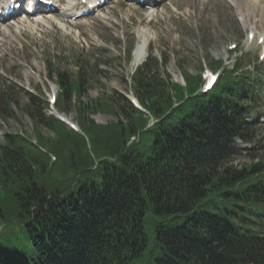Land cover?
Returning <instances> with one entry per match:
<instances>
[{
	"label": "trees",
	"instance_id": "16d2710c",
	"mask_svg": "<svg viewBox=\"0 0 264 264\" xmlns=\"http://www.w3.org/2000/svg\"><path fill=\"white\" fill-rule=\"evenodd\" d=\"M152 53L128 84L145 111L108 90L94 60L76 57L70 71L45 59L56 110L74 111L82 133L46 115L38 88L0 81V121L20 112L33 125L32 137L21 130L0 141V264H264V161L234 164L238 142H259L249 74L237 58L196 93L200 74L176 64L183 86ZM96 113L113 119L98 123Z\"/></svg>",
	"mask_w": 264,
	"mask_h": 264
},
{
	"label": "rangeland",
	"instance_id": "374dc122",
	"mask_svg": "<svg viewBox=\"0 0 264 264\" xmlns=\"http://www.w3.org/2000/svg\"><path fill=\"white\" fill-rule=\"evenodd\" d=\"M69 1L59 0L55 11L30 17L20 13L5 22L10 30L0 25V81H12L30 91L40 90L47 103L51 94H57V88L54 76L50 79L46 74L45 59L49 58L62 69L72 71L78 57L83 63L94 60L104 70L101 83L108 90H117L130 99V75L145 61L150 48L154 56L163 53L167 61L165 72L172 81L181 83L183 79L178 63L186 73L195 75L201 74L212 59H222L228 66L233 58L238 57L241 70L249 72L246 81L253 84L258 95L253 111L257 114L259 142L239 143L243 151L234 159V164L240 166L264 161V58H258L260 47L255 40L257 36L264 35V0H259L261 6L253 14L246 11L241 1L242 8L239 9L231 4L232 0H158L150 2L149 8L117 0L77 20L64 12ZM69 9L71 13L74 11V8ZM249 31H253L254 38L247 44ZM137 41L144 42L147 54L140 62L134 63L133 55L126 59L123 49L126 43H132L135 50ZM232 44L236 47L229 49ZM252 73L258 78L256 83L252 80ZM99 93L96 86L89 89L90 96ZM52 112H57L54 106L46 111V115ZM57 113L77 124L74 111ZM90 117L98 123L113 119L105 113ZM32 128L28 116L19 112L16 119L0 124V141L5 132L19 133L23 130L32 137ZM42 131L51 136L48 129L43 128ZM180 222L175 220L171 225ZM144 228L152 236L149 218L145 220ZM6 233L4 230L0 234ZM10 233L8 236L14 237L13 233H19V227L15 226ZM144 261L149 262L147 257Z\"/></svg>",
	"mask_w": 264,
	"mask_h": 264
},
{
	"label": "bare ground",
	"instance_id": "6f19581e",
	"mask_svg": "<svg viewBox=\"0 0 264 264\" xmlns=\"http://www.w3.org/2000/svg\"><path fill=\"white\" fill-rule=\"evenodd\" d=\"M91 1H93V0H91ZM232 1L233 2L231 4L234 5L235 7L239 8V9L242 8L241 5H240V3H239V1H241V3H243L244 7H246V11L249 14L250 13L253 14V13L258 12L257 11V8H260V6H261L259 4V0H232ZM0 24H3V23H0ZM3 25H4V28H6L7 30H10L8 28L9 26H7V24L4 23ZM262 36H264V35H262ZM141 40H138V41H141ZM136 44H137V45H135L136 47H134L135 50H133V52H132L133 53L132 55H133L134 63L140 62L142 59L145 58V56L147 54V49H146V45L144 44V42H138Z\"/></svg>",
	"mask_w": 264,
	"mask_h": 264
},
{
	"label": "clouds",
	"instance_id": "9594fccd",
	"mask_svg": "<svg viewBox=\"0 0 264 264\" xmlns=\"http://www.w3.org/2000/svg\"><path fill=\"white\" fill-rule=\"evenodd\" d=\"M33 2V0H30V3Z\"/></svg>",
	"mask_w": 264,
	"mask_h": 264
}]
</instances>
